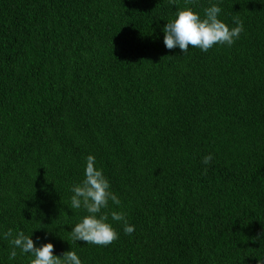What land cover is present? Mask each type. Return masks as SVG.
<instances>
[{
	"label": "trees",
	"instance_id": "obj_1",
	"mask_svg": "<svg viewBox=\"0 0 264 264\" xmlns=\"http://www.w3.org/2000/svg\"><path fill=\"white\" fill-rule=\"evenodd\" d=\"M217 2L233 45L164 46ZM89 154L135 225L106 247L70 234ZM9 228L82 264H264V0H0V264H29Z\"/></svg>",
	"mask_w": 264,
	"mask_h": 264
},
{
	"label": "clouds",
	"instance_id": "obj_2",
	"mask_svg": "<svg viewBox=\"0 0 264 264\" xmlns=\"http://www.w3.org/2000/svg\"><path fill=\"white\" fill-rule=\"evenodd\" d=\"M222 9L219 3H211L204 9L203 15L191 6L179 9L174 14V19L167 22L163 28V43L169 49L178 48L183 53L191 48H198L207 52L216 45L231 46L240 38L244 31L243 23L236 20L229 25L220 18ZM211 153L202 157V164L208 165L212 161ZM70 208L86 211L70 231L74 242L82 241L96 246H109L119 239V232L112 222H122L123 231L131 235L135 225L129 224L123 211H111L108 209L109 202L120 206L118 195L111 190L109 179L104 170L97 166L96 157L89 154L86 157L83 179L74 184L70 189ZM111 216V221L109 220ZM12 246L10 257L17 256V249L21 254H29V264H82L80 256L74 250L55 253V245L49 241L41 243V237L33 239V233L26 235L23 231L14 232L9 228L2 234ZM47 234L45 235V239Z\"/></svg>",
	"mask_w": 264,
	"mask_h": 264
}]
</instances>
